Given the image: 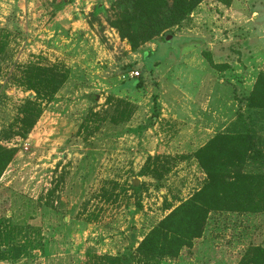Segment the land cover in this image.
I'll use <instances>...</instances> for the list:
<instances>
[{
	"label": "rangeland",
	"instance_id": "1",
	"mask_svg": "<svg viewBox=\"0 0 264 264\" xmlns=\"http://www.w3.org/2000/svg\"><path fill=\"white\" fill-rule=\"evenodd\" d=\"M115 1L0 0V147L15 151L0 176V264H252L264 198L237 202L264 197V160L238 166L213 141L249 126L264 152V106L247 100L264 91V0H205L135 52L110 25ZM135 71L141 85L116 93ZM202 152L230 183L239 172L233 208L211 210L178 256L140 257L202 188Z\"/></svg>",
	"mask_w": 264,
	"mask_h": 264
},
{
	"label": "trees",
	"instance_id": "2",
	"mask_svg": "<svg viewBox=\"0 0 264 264\" xmlns=\"http://www.w3.org/2000/svg\"><path fill=\"white\" fill-rule=\"evenodd\" d=\"M205 0H116L113 4L116 10L115 19L110 22L121 39L126 40L131 51L135 52L145 43H154L164 39V34L174 27H179L190 18L196 7ZM103 0H97L96 11L102 9ZM146 50L142 53H147ZM210 62V61H209ZM157 63V62H155ZM152 73V69L149 70ZM141 84L139 81H127L115 90L131 92ZM250 107L264 106V91L256 88L255 93L247 97ZM213 143L220 144L223 151H227L230 160L238 162V166L245 160H264V152L257 146L255 135L251 134L249 126H244L243 133L235 136H219ZM211 149L210 151H212ZM214 151V150H213ZM14 149L0 147V176L11 162ZM198 153V164L204 170L206 178L200 191L191 198L180 202L160 220L157 225L142 239L137 247L140 257L146 258H174L184 248L192 247L193 242L199 239L206 227L211 210L225 209L227 205L233 208L230 191L240 192L239 172L234 171L235 181L230 183L232 173L227 178L221 171L222 165H214L213 157L202 152ZM219 160V159H218ZM220 161V160H219ZM221 162V161H220ZM258 190L264 188V175L260 176ZM227 182V184L222 183ZM251 178L242 182L241 190L251 189ZM237 208L245 210L259 208L263 196L249 197L238 194ZM252 264H258L259 259L264 261V248H256L252 254ZM132 256H121L115 260L116 264H130ZM115 264V263H114Z\"/></svg>",
	"mask_w": 264,
	"mask_h": 264
},
{
	"label": "built area",
	"instance_id": "3",
	"mask_svg": "<svg viewBox=\"0 0 264 264\" xmlns=\"http://www.w3.org/2000/svg\"><path fill=\"white\" fill-rule=\"evenodd\" d=\"M139 76V73L138 72H133L130 76V78L134 79V78H137Z\"/></svg>",
	"mask_w": 264,
	"mask_h": 264
}]
</instances>
